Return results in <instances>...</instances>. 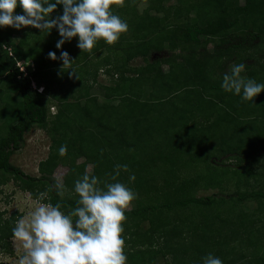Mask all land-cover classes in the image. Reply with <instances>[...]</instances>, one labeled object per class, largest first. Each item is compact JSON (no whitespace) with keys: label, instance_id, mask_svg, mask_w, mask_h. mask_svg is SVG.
Returning <instances> with one entry per match:
<instances>
[{"label":"trees","instance_id":"16d2710c","mask_svg":"<svg viewBox=\"0 0 264 264\" xmlns=\"http://www.w3.org/2000/svg\"><path fill=\"white\" fill-rule=\"evenodd\" d=\"M120 1L113 0L111 9ZM175 1L166 5L167 0H149L141 13L128 8L124 15L114 12L128 23V31L112 44L98 40L90 51L82 50L83 58L76 53L72 65L65 67L62 61L51 65L32 54L39 43L17 42L7 26L0 27V186L13 179L32 197L47 192L43 202H59L63 211L71 212L79 199L75 181L92 163L88 174L99 178L98 186L119 181L138 193L123 222L127 264H161L162 258L168 264H203L209 253L223 264H264V251L250 249L257 243L255 231L263 232L258 240L264 242V225L255 228L244 209L231 211L237 202L253 199L258 213H264V172L240 165L250 156L240 153L242 138L232 144L227 127L221 125L232 115L229 108L239 111L249 103L221 87L231 61L246 65L242 76L264 83V0ZM62 11L57 5L53 13ZM16 12L23 9L17 7ZM58 36L48 41L49 48L61 39ZM12 45L15 56L8 51ZM102 48L118 55L93 58ZM165 51L167 55L151 58ZM139 57L143 64L132 66L130 61ZM17 59L33 61L29 73L45 88L57 80L68 85L62 96L55 95L59 108L51 119L44 92L33 90L28 77L19 78ZM102 66L110 76L106 84L98 83ZM73 69L76 75H70ZM219 107L227 114H219ZM34 124L53 138L49 156L39 165L40 176L27 175L11 162ZM243 125L248 134L258 129ZM254 134V141L264 136L261 129ZM61 145H67L63 156L58 152ZM215 147L229 159H238L233 172L238 184L244 182L243 191L197 195L200 188L224 189L223 178L231 173L225 157L211 158ZM200 150L203 155L195 156ZM80 157L85 160L77 162ZM199 162L216 169L217 178L191 169ZM60 163L69 166L63 195H58L53 178ZM118 164L128 169L121 168L114 181ZM183 168L189 171L185 175ZM133 174L134 181L129 179ZM227 204L231 206L224 207ZM184 209L190 212L182 213ZM5 213L0 211V248L14 252L12 229L22 213Z\"/></svg>","mask_w":264,"mask_h":264},{"label":"clouds","instance_id":"9594fccd","mask_svg":"<svg viewBox=\"0 0 264 264\" xmlns=\"http://www.w3.org/2000/svg\"><path fill=\"white\" fill-rule=\"evenodd\" d=\"M112 3L113 0H0V27L20 29L31 25L42 32L56 28L61 37L56 42L57 49L78 37L77 47L90 51L98 40L112 44L128 31V23L114 13ZM57 5L63 6L62 14L52 18ZM17 7L23 13L16 12ZM48 56L61 60L63 67L74 62L66 50H61L59 57L55 51ZM245 70L244 63L232 65L230 73L223 75L221 87L243 101L253 102L264 92V83L242 76ZM76 74L74 69L70 71V75ZM40 91L43 93L42 87ZM58 152L65 155L67 145H61ZM115 167L114 181L121 168L128 169L127 165ZM129 179L134 181V174ZM99 183V178L87 171L75 181L79 199L71 212L63 211L59 202H42L47 192L39 193L37 206L12 229L14 238L25 250L19 264H127L123 222L125 210L138 198V193L119 181L105 182L104 187ZM56 189L58 195H63L62 184L57 182ZM203 264L223 261L209 253L203 257Z\"/></svg>","mask_w":264,"mask_h":264},{"label":"rangeland","instance_id":"374dc122","mask_svg":"<svg viewBox=\"0 0 264 264\" xmlns=\"http://www.w3.org/2000/svg\"><path fill=\"white\" fill-rule=\"evenodd\" d=\"M175 2H176L175 0H171V1L167 0L166 5H169L170 3H175ZM148 5H150L149 0H121L119 3L115 5V7L112 8V10L115 13H118L119 15H124L125 9L127 8L132 12L137 10V13H141L142 10H144ZM57 15L59 14L52 13L51 17L54 18ZM6 28L9 33L10 32L12 33V37H14V40L17 42L19 41V39H25L29 43H33V45L36 42L37 44L39 43L38 48L36 50L32 49L33 51L32 54L42 59L47 60L51 65L57 64L61 60L50 59L48 56V53L50 51H55L57 54V57H59L61 50L68 51L71 58H73V55H76V53L79 55L78 59L79 58L81 59L84 56V54H82L83 51L77 47V42L79 39L78 37L73 38L70 42H65V44L62 46V49L56 48L57 41L54 42L53 48L52 47L49 48L48 41L53 39V37L59 35L58 30L56 28H53L49 32L47 31L42 32L41 30H37V28L31 25L22 26L20 29H16L12 26H7ZM36 35L39 36L42 40L40 39V41H38L39 38L36 39ZM212 46L213 45L211 44L210 48ZM112 52H113L112 50L102 48V49H99L97 52H95L93 58L102 61L104 57L108 55L113 56V57H116L118 55L116 51L114 52L117 55ZM164 55H167V51L162 52V53H155L151 58L153 59V58L161 57ZM143 62H144L143 58L139 57V58H135L134 60L130 61V64L132 66H137L139 64H143ZM247 62L249 63L250 60L247 59ZM232 65H234L233 61H231L228 64L229 70H231ZM102 67L103 69L99 71L100 74L98 78V83L106 84L110 82L109 80L110 76L108 75V73L105 72L104 66ZM60 81L61 80L55 81L51 85L52 86L51 88H45L44 83L43 84L36 83V85L40 87L44 85L43 95H44V100L46 102V105L48 107L49 119H51L55 115V113L58 111V108H59V105L57 102L58 100L55 97V95L58 94L59 96H62L65 93L66 87L68 86L67 84L60 83ZM263 95H264V92H261L254 98L253 102L249 101V103H246L247 104L246 106L245 104H243L239 111L235 109H230V108L228 109L226 106V108L232 112V115L228 120H226L227 122L226 124H223V123L221 124L222 126L227 127L228 129L227 136L229 137V141H232V144H235L237 142V139H238L237 137L242 138L238 146L241 148L240 153L250 155L248 156V158H245V159L243 158L240 165L246 168H250V169L253 168L254 170L259 171V172L261 171V173L264 172V155L261 153V152L264 153V136L257 141H254L253 138L255 135L254 133L260 129L264 133V106L262 105V99L264 98ZM251 103H252V106H251ZM218 113L222 114L226 112H224V109H222V107H219ZM248 119L251 120V122H249ZM239 122H243L241 123V126L238 125ZM246 123L249 124V126L252 127L253 129H255V127H257L258 129L257 130L249 129L248 130L249 134H248L245 132L243 128L244 126L243 124H246ZM52 143H53L52 134L49 131H47L45 128L39 126L38 124H34V126H32L27 131H25L23 146L19 151L15 152L11 156V162L14 165L18 166L21 170H23L27 175L40 176L41 172L39 171V165L41 161L47 159V157L49 156L50 151L52 149ZM215 149L216 147L212 148V151H210L211 158H213L214 156L225 157L223 158L224 164L231 163L232 165L230 166V169L228 168V170H230L231 173L226 178L225 177L223 178V183H224L223 187H225L224 189H221L219 187L200 188L197 191V195L206 196L209 194L220 193V192H224L226 194V193L235 192L236 190L243 191L245 189V187L243 186L244 182L241 184H238L237 182L239 181V179L235 177L236 172H233L234 169L236 168L235 163H237L238 159L235 158L231 160L228 158L229 156L222 155L223 153H221L222 152L221 149L220 150H215ZM223 149L226 152H228L226 148H223ZM200 153H201V150L199 151V153L196 151L194 155L198 156ZM200 155H203V153H201ZM84 160H85L84 157H80L77 160V162H83ZM220 161L221 160L219 159V162ZM199 164L201 165L202 162H199ZM199 164L191 165L192 166L191 169H196L204 174L209 173L210 175L212 174L213 176L216 177V169L210 168V166H207L206 165L207 162H203L201 166H199ZM210 169L211 171H209ZM92 170H93V164L92 163L87 164L86 171L90 173L92 172ZM68 171H69V166L66 164L60 163L54 171L53 178L60 184H63L64 177ZM188 172L189 171L187 169H184V168L183 170L181 169V173L183 175L187 174ZM246 177H250V176H246ZM251 179L249 180V182L253 184L254 178H251ZM257 186L258 187L260 186L261 188L262 185L259 184ZM135 205H136V201L134 200L130 204L128 209L133 208ZM229 205L230 204L224 205V207L229 208ZM36 206H37V198L32 197L30 192L21 190L13 179H11L7 183H4L0 186V211H6L4 215L5 217L6 216L9 217L13 213H18V212L22 213V217H26L32 210H34ZM257 207H258V202L256 200L251 199V200H245L242 203L237 202L235 209H232V210L230 209V210L233 211L232 212L233 214L237 213L238 211L242 209L247 211L248 217H252V219H254L255 224L257 225L255 226L256 228L260 225H264V213H261V212L258 213ZM198 209L199 208L197 206L196 210ZM188 212H190V209L182 210V213H188ZM233 214L232 216L233 218H235V215ZM251 226L253 227L252 224ZM236 227L238 228L239 225H236ZM262 233L263 232H261L260 235ZM257 234H258L257 231H255L252 234V236L257 237V240H255L257 243L250 246V249L254 253H257L258 251L260 252L264 251V248H262L264 242L261 241L262 242V247H261V242L260 240H258V238L261 239L262 237H260L259 234L258 236ZM12 243H13L12 246H13L14 252H10V250L4 251L0 248V260L7 262L8 264H19V259L24 255L25 250L23 249L21 242L16 240L14 237L12 238ZM161 260H162L160 262L161 264H168L164 258H162Z\"/></svg>","mask_w":264,"mask_h":264},{"label":"built area","instance_id":"2783aa9c","mask_svg":"<svg viewBox=\"0 0 264 264\" xmlns=\"http://www.w3.org/2000/svg\"><path fill=\"white\" fill-rule=\"evenodd\" d=\"M6 47V46H5ZM8 51L10 53V55L15 56V52L13 50V47H9ZM17 67L20 70V74H19V78H21L22 76H26L31 80V87L32 89L34 88V90H38L40 91L41 87L44 89V86H37L36 85V80L34 79V77L29 73L30 69L34 68V64L32 60H23V59H17V63H16ZM38 84V83H37Z\"/></svg>","mask_w":264,"mask_h":264}]
</instances>
